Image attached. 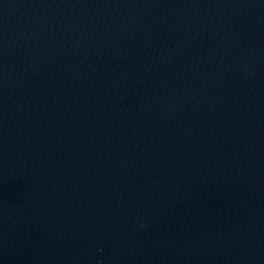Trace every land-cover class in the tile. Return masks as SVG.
<instances>
[{"label":"water","instance_id":"1","mask_svg":"<svg viewBox=\"0 0 264 264\" xmlns=\"http://www.w3.org/2000/svg\"><path fill=\"white\" fill-rule=\"evenodd\" d=\"M0 264H264V0H0Z\"/></svg>","mask_w":264,"mask_h":264}]
</instances>
